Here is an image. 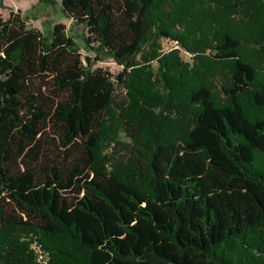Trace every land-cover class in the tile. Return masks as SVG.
<instances>
[{"label": "trees", "instance_id": "trees-1", "mask_svg": "<svg viewBox=\"0 0 264 264\" xmlns=\"http://www.w3.org/2000/svg\"><path fill=\"white\" fill-rule=\"evenodd\" d=\"M59 2L123 71L0 18V264H264V0Z\"/></svg>", "mask_w": 264, "mask_h": 264}, {"label": "rangeland", "instance_id": "rangeland-1", "mask_svg": "<svg viewBox=\"0 0 264 264\" xmlns=\"http://www.w3.org/2000/svg\"><path fill=\"white\" fill-rule=\"evenodd\" d=\"M53 3H43L40 0H0V18L6 19L10 12L21 13V16L25 19L30 27L39 30L44 36H50L52 27L56 24H62L65 26V33L76 44V48L81 55V59L84 65H91V69L102 68L109 72L113 78L123 71V67L118 65L108 54L94 45H87L85 39L87 37V31L84 25L75 23L69 18L60 6L59 0H51ZM161 54H168L171 51H177L179 57L187 64L192 65L194 56L181 48L176 42L170 40L161 39L158 41ZM148 47L144 50L148 52ZM261 53H264L263 51ZM89 59V62L87 61ZM138 65L142 64L140 56L136 58ZM145 65H149V69H146L154 75L157 72V63L150 61ZM141 66H136L139 68ZM145 70V71H146ZM154 79V77H152ZM130 85V83H127ZM127 85L123 86V92L127 93ZM153 113H157L159 109H151ZM125 140V138H122ZM40 251V250H36ZM39 262H45L46 256Z\"/></svg>", "mask_w": 264, "mask_h": 264}, {"label": "built area", "instance_id": "built-area-1", "mask_svg": "<svg viewBox=\"0 0 264 264\" xmlns=\"http://www.w3.org/2000/svg\"><path fill=\"white\" fill-rule=\"evenodd\" d=\"M38 260H43V256L42 255H40L39 257H38Z\"/></svg>", "mask_w": 264, "mask_h": 264}]
</instances>
